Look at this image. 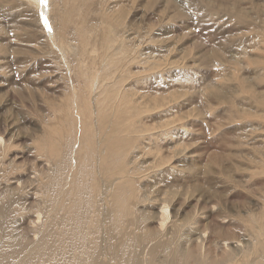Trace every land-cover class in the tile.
Returning <instances> with one entry per match:
<instances>
[{
  "label": "rangeland",
  "instance_id": "obj_1",
  "mask_svg": "<svg viewBox=\"0 0 264 264\" xmlns=\"http://www.w3.org/2000/svg\"><path fill=\"white\" fill-rule=\"evenodd\" d=\"M36 1L40 8L30 0H0V121L7 115L18 137L5 161L23 151L33 164L35 137L54 127L67 135L62 108L73 95L77 106V94L90 91L82 89L83 69L94 90L81 95L94 102L107 89L100 85L115 83L106 90L114 98L110 118L133 112L135 144L126 164L136 172L140 195L147 194L136 215L155 216L160 209L149 201L166 198L177 205L174 211L170 204V219L177 212L196 232H221L230 237L222 242L223 252L229 243L249 263L258 260L264 222V1L240 0V11L232 0ZM122 4L126 13L114 18L123 24L100 27L96 20L108 11L114 15ZM257 5L259 17L247 16ZM73 9L77 14L70 15ZM106 28L115 38L113 49L123 46L115 58L119 64L105 60L112 51L101 48ZM52 30L62 34L63 52L48 39ZM89 106L94 126L98 110ZM75 112L80 121L83 113ZM211 235L189 248L216 247Z\"/></svg>",
  "mask_w": 264,
  "mask_h": 264
},
{
  "label": "bare ground",
  "instance_id": "obj_2",
  "mask_svg": "<svg viewBox=\"0 0 264 264\" xmlns=\"http://www.w3.org/2000/svg\"><path fill=\"white\" fill-rule=\"evenodd\" d=\"M238 1L232 0L235 11H240ZM30 3L40 8L36 0ZM261 10L257 5L247 16L259 17ZM119 12L126 13L124 4L114 15L108 11L103 21H96L101 22L100 27L114 26L117 21L122 25L114 18ZM69 14H77V10ZM51 33L48 39L57 46L56 52H63L62 34ZM114 40L111 29L106 28L101 48L112 49L105 60L113 65L119 64L115 58L123 53L122 45L113 49ZM118 67L123 68L116 66V71ZM80 72L85 79L82 89L90 91L77 94L78 107L73 95L69 107L62 108V123L69 124L67 135L54 127L34 138L35 148L30 152L35 154V163L29 164L23 151L21 157L5 161L17 149L14 143L18 137L11 133L7 115L0 121V128L10 134V139L0 134V264H264V222L258 234L262 240L259 259L249 263L243 252L230 248L229 243L225 245L229 251H222V242L230 237L225 239L221 232L208 228V233L196 232L190 228L191 221L180 219L177 212L170 219V204L174 211L177 205L166 198L149 201L154 210L160 209L155 216L136 215L147 194L140 195L136 172L126 164L127 153L135 144L136 124L131 121L134 115L129 116L133 112L122 111L110 118L108 104L113 93L106 90L115 83L100 85L107 89L100 91L101 98L90 102L81 94H92L94 82L91 84L92 78L86 77L83 69ZM104 76L109 78L110 73L105 71ZM91 103L98 110L94 126ZM75 110L83 113L80 121ZM127 120L131 123L126 124ZM211 234L217 237L216 247L204 249L202 243L200 248H189Z\"/></svg>",
  "mask_w": 264,
  "mask_h": 264
},
{
  "label": "snow or ice",
  "instance_id": "obj_3",
  "mask_svg": "<svg viewBox=\"0 0 264 264\" xmlns=\"http://www.w3.org/2000/svg\"><path fill=\"white\" fill-rule=\"evenodd\" d=\"M40 2H41V3H44V2H45V0H40Z\"/></svg>",
  "mask_w": 264,
  "mask_h": 264
}]
</instances>
